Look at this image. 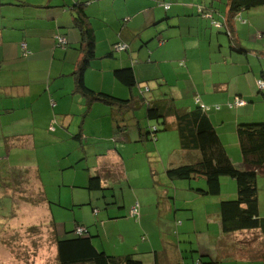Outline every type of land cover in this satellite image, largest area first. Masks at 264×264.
Masks as SVG:
<instances>
[{
  "label": "crops",
  "instance_id": "1",
  "mask_svg": "<svg viewBox=\"0 0 264 264\" xmlns=\"http://www.w3.org/2000/svg\"><path fill=\"white\" fill-rule=\"evenodd\" d=\"M6 1L7 0H0V3L2 4ZM20 1L23 2L22 5H20L19 2H15L14 5H0V149L4 154H6V152L9 154L18 151L29 152V150L43 148L45 145L53 146L62 140H69L73 134L70 131L71 127L74 126L75 123L77 124L78 118H82V122L79 123L80 127H77L80 130L77 133L80 137L77 138L76 134L73 135V137L78 139L81 143L83 134L86 133V131H84L86 123L94 127L93 132H99L98 127L99 121L101 120L99 117L104 116L106 118L107 116H110L111 134L109 133L110 131H106L105 134H102L104 129L101 127V138L97 137V133H92L93 137H91V139L86 137L87 141H93V144L90 145L93 152L97 150V152H95L96 163L90 170L99 172L98 176L103 190H107L109 186L114 185V183H110V181L113 180V175L111 174L112 171H110L112 169L114 170L113 173L117 174L119 179L122 178L123 180L128 181V172L125 163L127 160L123 151H127V148H125L127 146L133 147V143H143L142 146L144 147V151H141V153L147 158H149L148 156L153 152L157 154V161L161 162L163 175L165 177L164 179L167 181L165 183L166 185L170 184L169 179L165 174V171L168 168L193 163L199 158L198 152L178 150L176 147L172 149L165 136L156 135L153 137V134L151 135V133H148V130L151 131L153 129H151L152 125H148L149 123L146 122V120H148L146 115L142 120L137 119L133 109L131 110L129 106L119 104L109 106L97 100L89 102L86 97L75 90L74 83L71 85V81L73 80L71 73L69 75L65 74L70 70L74 71L77 62L82 57V54L78 50L80 46L79 31L73 26V16L75 11L71 10V6L77 2H85L84 11L86 15H88L87 23L88 26L92 28L96 39V34L99 29L110 26L115 30L116 25H120L118 22L112 21L114 18L122 19L124 21V27H121L120 29L123 30L126 29L127 25L137 16L142 15L145 17L142 29H148V27L155 23L154 21L158 16V13H162V8L157 4L159 1ZM24 2H27L29 5H34V7H31ZM191 2L192 1L190 0H172L171 9L169 10L171 13H177L178 16L183 15V18L186 20V22H182L180 27L174 31L177 33V37L182 39L181 47H178L179 53L176 58L179 62H182L183 65L181 66L180 63L179 66L173 65L172 67L171 65V69L175 71L176 78H181V76H183L186 80L190 81V86H194L195 89L193 90V94H195V96L199 94L200 97L198 96L197 98H199L204 105H227L234 97L244 99L245 101L247 99L252 101L249 103L253 104V100H255L254 89H257L256 93L264 91V89H259L256 83L259 79L264 81L263 67H261L260 72L255 78H250L249 74H245V70H248L255 75V71H253L249 60H246V67H244L243 61L240 60L242 58L232 55L229 52L231 51L230 48L227 50V46H224L221 37L219 38L215 36L213 28L210 27V24L206 19L192 17V14H195V9L191 8ZM61 6H63V8ZM61 9L64 11L61 12ZM111 11L112 14H110ZM216 13L218 12L216 11ZM227 14V10L223 9L222 21L227 19ZM253 14L252 11L245 12L243 15L241 14V18L253 25ZM106 15H109L110 17H106ZM231 25L238 32H243L242 30H239L243 25L241 21L235 22L232 20ZM199 32L203 33V35L209 39L208 44H203V46L208 49H205L202 55L195 56L198 57L199 60L192 62L191 58L193 55L189 53V50L197 48L195 47V44L191 42V37ZM55 35L64 36L66 38L68 45L65 49L58 44L56 38H54ZM124 35L125 34L123 33H118V36L121 38L119 43L121 44H125L126 42V37ZM147 35H144V33L142 34V31H139L137 36H133V40L135 39L137 43L139 41L141 42ZM213 36L216 40L215 43H212L211 37ZM183 38L189 39V47L184 42ZM127 40L129 41V39ZM118 41L116 38L112 37L108 40V44L111 45ZM21 44H25V50L27 52L25 56L22 54V52L25 51L21 47ZM71 46L76 48H71ZM235 46L237 47L239 45ZM75 50L79 55L75 53ZM250 52L256 51L250 50ZM67 58L75 59L74 63L65 66V60ZM201 59L203 60L201 61ZM146 62H149V59H147ZM120 66H129V64H121ZM226 67L229 70H227ZM141 68L142 67L139 66L138 68H135V70L140 72ZM108 72H106V76H104V74L101 76L100 84H92L87 77H85L86 85H89L94 91L110 94L118 98L132 97L133 105L139 107L162 99H172L176 106L182 108L191 109L195 106L192 103H188L186 104V107H184L185 105L179 103L182 100L178 93L174 92L173 89L175 86H170L169 90H166V88L158 89L157 93L153 94L149 97L148 101H146L143 96H136L135 92L132 90L128 89V92L121 88L124 86L119 84L114 79L113 75ZM197 76L200 77L201 82L196 81L195 78ZM242 76L245 81L241 79ZM135 80L137 85L141 83V81H137L136 77ZM203 82L204 89L201 90L197 84H202ZM244 82L246 83V86L244 85ZM178 86L179 85L176 87ZM138 88L141 90V86H138ZM70 90H72L74 98L71 100V105L67 106L66 100L70 98L68 94ZM166 94H168V96L163 97ZM262 97L264 101V96ZM258 103H263L259 109H257V106L249 107L247 101L243 107L235 109V114H229L227 110H223L221 112H216L217 114L215 117L210 114L212 112L209 113V117L214 123L213 125L216 128L229 159L237 168H241V155L238 150L237 138L230 136L229 141H225L222 136L225 134L224 127L226 126L227 121L231 120L232 115H234L232 121L236 125L241 122H252L254 120L264 121L263 118H255L256 114L260 112V109L261 111L264 110V102ZM75 104H77L78 107H75ZM118 114L129 116L130 131L126 129L125 121L122 120ZM116 118H120V122H122V125L124 126L123 130H117L119 125H116V123H119L115 120ZM140 121H142L141 123H143V125H141ZM168 122L173 125V118H170ZM22 124H25L22 128L26 131H14L15 128L20 125L22 126ZM75 128L76 126L74 127V130ZM114 129L116 130L117 135L122 136L128 134L129 136L127 139H123L124 142L121 143V146L113 141V139H118V141L122 140V138L115 135L113 132ZM172 130L175 129L172 128ZM18 135L21 137L20 140H26L23 146H20V144H17L15 141H8V138H14ZM150 139L154 140V142L150 143ZM38 143L39 145H37ZM111 144L114 145L112 146ZM87 154V151L84 150V156H87ZM0 161H7V155L1 158ZM3 169H0V180H7L6 178H8V182L10 183L20 180V182H22L19 184L20 187V185L29 186V180L32 177H35L39 184V175L36 168H31L29 170L26 169L23 176L21 175L22 170L16 169L14 179H12L13 176H9L14 169L6 167L4 172ZM107 170L108 173H106ZM16 174L20 177H16ZM259 176L258 178H260L261 183L264 186V175ZM24 179L26 180V183H23ZM8 182H6V184ZM220 182V197L216 196L219 197L216 198L217 200H211V198L203 199V201L200 202L201 207L197 210L200 213L198 219L199 226L201 219L206 220L207 228L209 229L206 230L205 227V231L208 233H210L211 230L210 216H213L214 218L215 229L212 234L207 236L208 242L213 246L211 248L214 250L213 252L209 249L207 250L206 247H202L199 242V238H202L201 235L203 230H201V227L200 229L199 227L196 228V221L192 215L193 208H191L193 206H189V208L186 201L179 200L174 191L171 201L172 203L169 204V202H163L161 206L162 210H160L162 211L164 222H162L161 225L158 223V226L164 228L166 225V231L168 232L166 235L161 231H158L159 236L155 233L151 235L145 229L140 230L135 227L132 229L133 234H130V236H132L130 239L131 241L127 242V239H125L124 236L119 235V241L122 247L120 246L119 248H116V246L113 245V248L115 249L108 254L124 256L126 254L134 253L142 264V254L144 255L145 253L152 254V264H194L196 261L200 262V260H202L200 262L201 264H264V239L260 233L257 231H248L226 235L221 232L218 215L219 200L233 199L236 196V188L234 187L232 180L229 178L223 177ZM191 186V183H188L189 190H191ZM201 186L203 185L199 184V187ZM4 190L15 191L13 188H5ZM39 193H41V191ZM182 202L185 204L183 205ZM210 204L214 205V207L216 206V212L214 211L212 215L208 211V206ZM148 206H145L144 208L149 210L150 215L156 216V213L151 211L152 206ZM258 206L259 216L264 217V214H260L259 202ZM188 209L191 213L189 215L190 219L185 218V220H192V222L187 224V226H185L183 222H180V225L181 228L185 230V233L183 234H188V240H191L189 242V244H191V250H197L192 251L195 255H190V261L189 258L184 255V251H180L179 246L175 245L178 243H175V235L169 234L168 231L169 228L173 227V224L176 226V221H179V217L184 218V216H181L178 212H185V210ZM94 212L97 213V211ZM140 213L142 219L144 213L142 215L141 206ZM170 214L172 215V219ZM101 220L104 223L103 217H101ZM171 222H173V224ZM139 224H142V221H140ZM196 233H199V235L197 236L195 244V242L192 241L191 236L194 237L193 234ZM54 235H57L55 231ZM222 240H224V242L219 244ZM155 244L157 245L155 246ZM53 246L55 252L51 264H56L55 244ZM247 250L250 251L247 252ZM224 251H226L225 255H223ZM49 255H52L51 252L48 253L46 250L31 252L27 256V264H49L46 262ZM14 262H16L15 259Z\"/></svg>",
  "mask_w": 264,
  "mask_h": 264
},
{
  "label": "rangeland",
  "instance_id": "2",
  "mask_svg": "<svg viewBox=\"0 0 264 264\" xmlns=\"http://www.w3.org/2000/svg\"><path fill=\"white\" fill-rule=\"evenodd\" d=\"M170 2L171 1L169 0V3ZM252 12L254 13V26L251 25L250 22H247V24L242 25L239 29L243 32L240 33L235 29L232 32L233 34L231 38H229L228 34L225 32H219L217 36L221 37L224 46H227V50H229V46L234 44L233 40H238L236 43L244 47L245 51L241 50L243 51L241 52L236 49H231L229 52L236 57H241L242 59L240 60L243 61L244 67H246V60H249L253 71H255V75L248 70H245V74H249L250 78H255L260 72L261 67L264 69V35H261L264 31V8H257L252 10ZM244 13L245 12H242V15ZM110 14H112V11ZM106 17L110 16L106 15ZM144 19V16L139 15L127 25L126 29L120 30L121 27H124V21L122 19L114 18L112 21H116L120 24L116 25L115 30L110 26H106L97 31L95 39V60L85 72V77H87L89 82L92 84L99 83L101 76L103 74L106 76V72L109 71L108 73L112 75L113 70L121 67V64H129V66H133L137 81H141L140 84L136 85L131 90L135 92L136 96H143L146 101H148L149 97L153 94H156L158 89L166 88V90H169L170 86H175L173 90L181 97L182 101L179 103L185 105L184 107H186V104L188 103H192L195 106H197V103H200L202 107H211L210 109L212 110V113L210 114L215 117L217 114L216 112H221L223 110H227L229 114H235V110L227 109L225 104H219L218 106H207L202 104V101L197 98L199 94L197 96L193 94V90L195 89L194 86H190V81L186 80L183 76H181V78H176L175 71L171 69V65L172 67L173 65L179 66L180 63L176 56L179 53L178 47H181L182 39L177 37V33L174 32L177 29H162L156 38L147 43H143L142 41L137 43L135 39L133 40V36H137L139 31H142V34L144 33V35L153 31L152 29H142ZM118 33L125 34L126 42L123 44L126 46L127 50H111V48L117 46V44L115 45V43H112L109 45L108 40L114 37L120 42L121 38L118 36ZM127 39H129V41ZM211 39L212 43L216 42L214 36L211 37ZM183 40L189 47V39L183 38ZM191 42H193L197 48L189 50V53L193 55L191 60L194 62L199 60V58L195 56L202 55L203 51L208 49L207 47H204L203 44H208L209 39L205 37L203 33L199 32L191 37ZM71 48L76 47L71 46ZM246 50H255L256 52ZM75 53L79 55L76 50ZM110 53L111 56L108 55ZM147 59H150L149 62H146ZM202 60L203 59H201V61ZM74 61L75 59L67 58L65 60V66L74 63ZM139 66L142 67L140 72L135 70V68H138ZM227 70L229 69L227 68ZM72 72L73 71L70 70L65 74L69 75ZM195 79L197 82H201L199 76ZM241 79H243V76ZM204 82L202 84H197L199 89H204ZM72 83H74L73 80L71 81V85ZM177 85L179 86L176 87ZM244 85L246 86L245 82ZM87 86L89 87V85ZM138 86H141V90ZM121 88L129 92L128 88ZM72 90L68 92L70 98L66 100L67 106L71 105V100L74 98ZM254 92L255 100H253V104L255 105L249 103L252 101L247 99L246 102L248 101L249 107L257 106V109H259L263 103L258 102H264L262 97L264 96V91L256 93L257 89H254ZM166 96H168V94L163 97ZM74 106L78 107L77 104ZM215 107H219L221 110L218 111ZM146 110V104L141 105L140 107L136 106L133 109L135 117L141 120L144 118ZM118 116L125 121L126 129L129 130V116H124L122 114H118ZM233 116L234 115H232L231 120L227 121L226 126L224 127L225 134L222 135L223 139L227 142L229 141L230 136L236 138V124L232 121ZM255 118L264 119V110L261 111L260 109V112L256 114ZM99 119H101L98 127L99 132H93L94 127L88 123L85 124L84 131H86V133L83 134L82 132L83 139L81 143L78 139L73 137V135L80 131L77 127H80L79 123L82 122V118H78L77 124L75 123V125L71 127L70 131L73 134L69 140H62L53 146L45 145L43 148L29 150V152L18 151L9 154L6 152V154H4L0 149V159L7 155V161H0V169H5L6 167L14 169L9 176L15 175L16 169L22 170L21 175L23 176L24 171L31 168H36L39 175V184L36 178L32 177L29 180V186L20 185L18 188L20 192H12L11 190L4 191V188L0 187V264H27V256L29 253L37 250H46L48 253L51 252L52 255H49V258L46 259V262L51 264L52 259H54L55 251L53 245L55 237H68L71 235L70 232L73 231L76 226L87 228L90 235L94 237L92 239L94 246L99 249V251H102L100 249L103 248L107 253H111V251L115 249L113 248V245L116 246V248H119L120 246L122 247L119 241V235L124 236L125 239H127V242L131 241L130 239L132 236H130V234H133L132 229L135 227L140 230L145 229L151 235L155 233L159 236L158 231H161L166 235L168 233L166 231V225L164 228L158 226V223L161 225V223L164 222V219L162 218L163 214L160 210H162L161 206L163 202H169V204L172 203L171 201L174 191L179 200H185L188 207L193 206L191 208H193L192 215L196 221V228L199 227L200 229L201 227V230H203L201 235L202 238H199L202 247H206L207 250L209 249L211 252L214 251L211 249L213 247L212 244L207 240V236L212 234L215 229L214 218L213 216H210L211 230L210 233H208L205 231V227L206 230L209 229L207 228L206 220L201 219L199 226L198 219L200 213L197 210L201 207L200 202H202L203 199L211 198V200H217L216 198H219L220 196H198L194 194L193 190L188 189V183H191L193 189L199 187V184L205 185L203 179L192 181L169 180L170 184L166 185L165 183L167 181L164 179L165 177L163 175L161 162L157 161V154L153 152L148 156L149 158H147L141 153V151H144V147L142 146L143 143L141 142L133 143V147H125L127 148V151H123L127 160L125 163L128 172V181H125L122 178L119 179L117 174L113 173L114 170L112 169L110 171H112L111 174L113 175V180H111L110 183H114V185L109 186L107 190L101 189L93 191L87 189L89 177L99 175V172L90 170L96 163L95 152H97V150L93 152L90 148L93 141H87L86 137L91 139V137H93L92 133H97V137L101 138L102 134H105L106 131H110L111 129L110 116H107L106 118L100 116ZM141 122L142 121H140V123ZM146 122L149 123L148 125H152V128L149 126L151 129H153V127L158 128V130L161 129L160 124L156 121L146 120ZM252 122L264 123L263 120H254ZM141 125H143V123H141ZM20 126H16L18 129L15 128L14 131H26L22 128L25 124H22L21 127ZM75 126L76 128L74 130ZM101 127L104 129L102 134L100 133ZM113 132L117 135L115 129ZM109 133L111 134V131ZM156 135L165 136L172 149L176 147L180 150L176 130H162L157 132ZM117 136L122 138V140L118 141V139H113V141L119 146L124 142L123 139L129 137L128 134ZM153 142L154 140L150 141V143ZM111 145L113 146L114 144ZM84 150L87 151V156H84ZM4 169L3 172L5 171ZM106 173H108V170ZM232 182L236 188L235 181L232 180ZM258 189L260 214L263 215L264 186L262 185L260 178H258ZM40 191L41 193H39ZM222 200L224 199H220L219 202ZM182 203L183 205L185 204L184 202ZM136 204L138 205V216L135 218L131 215L130 210L132 206ZM148 205L152 206L151 211H154L156 216L150 215L149 210L144 208ZM140 206L142 207V215L144 213L142 219L140 216ZM94 211H97V213ZM208 211L212 215L214 211L216 212V206L214 207V205L210 204L208 206ZM178 213H180L181 216H184V218L179 217V221H176V226L171 222L173 227L169 228L168 231L169 234L175 235V243L178 242L175 245L179 246L180 251H184V255H186L190 261V255H195L192 251L197 250H191V244H189L191 240H188V234H183L185 233V230L181 228L180 222H183L185 226L190 224L192 220H185V218L190 219L189 215L191 213L189 209L185 210V212L182 211ZM101 217H103L104 223L102 222ZM140 221H142V224H139ZM52 230L55 231L57 235H54ZM193 235L194 237L191 236V239L195 242L199 233ZM223 242L224 240L220 241L219 244H222ZM156 245L157 244H155V246ZM249 251L250 250H247V252ZM225 252L226 251H224L223 255H225ZM151 257V253L142 254L143 264H152ZM14 259L16 262H14Z\"/></svg>",
  "mask_w": 264,
  "mask_h": 264
},
{
  "label": "trees",
  "instance_id": "3",
  "mask_svg": "<svg viewBox=\"0 0 264 264\" xmlns=\"http://www.w3.org/2000/svg\"><path fill=\"white\" fill-rule=\"evenodd\" d=\"M157 1H159L157 3L159 7L162 8V13L159 12L158 16L155 18V23L148 27V29H152L153 31L146 36V39L143 38V43H147L156 38L162 29L176 30L180 27L182 22H186L183 15L178 16L177 13L169 12L172 0H170V3L169 0ZM190 1H192L191 8L195 9V14H192V17L206 19L210 27L213 28L215 36H217L219 32H225L228 34L229 38L232 37V32L235 30L231 25L232 20L235 22L241 21V23L245 25L247 21L241 18L242 12L264 8V0ZM15 2H19L20 5L23 4L20 0H7L2 4L14 5ZM24 3L29 5L27 2ZM2 4L0 3V5ZM29 6L34 7V5ZM61 7L63 8V6ZM84 7L85 2H77L71 6V10L75 11L73 26L78 29L80 36V46L78 50L82 54L81 59L77 62L74 71L71 73L75 90L86 97L89 102L97 100L109 106L119 104L127 105L131 109H134L136 105H133L132 97L118 98L103 92H96L85 83V72L95 60L96 40L92 28L88 26V15H86ZM223 9H226L228 13L225 21L221 19L223 17ZM63 11L64 10L61 9V12ZM216 11L218 13H216ZM261 35H264V31ZM58 36L65 39L66 47L68 45L66 38L60 35H55L54 38L57 40ZM237 41L238 40H233L234 44L229 46V48L238 51L244 50V47L236 43ZM116 44L121 43L116 42L115 45ZM233 45L239 46L236 47ZM65 47L62 48L65 49ZM23 50L25 52H22V54L25 56L27 52L25 49ZM111 50L115 51L114 47H112ZM108 55L111 56V53ZM180 64L181 66L183 65L182 62H180ZM112 75L119 84L129 90L137 85L134 71L131 66L115 68ZM259 80L264 82L262 79ZM235 98L236 97L229 103H232ZM244 102L246 104L245 100ZM146 105V118L149 121H156L161 126L160 130L154 127V130H152V132L148 130V133H151V135L153 134L154 137L157 132L174 128L178 135L179 149L199 153V158L193 163L168 168L165 171L166 177L169 180L187 181L203 179L205 185L203 184L201 187H196V189L191 188V190L198 196L212 197L219 196L220 194L221 178L228 177L232 179L235 181L236 185L235 198L222 200L218 205L221 232L229 235L238 232L257 231L264 239V217L259 216L257 187L258 176L264 175V123L241 122L236 125L235 134L241 155V168H237L229 159L216 128L213 125L214 123L209 117V113L212 112L210 109L211 107L205 108L202 107L200 103H197V106L192 109L182 108L176 106L172 99H162L147 103ZM227 109L235 110L237 108L227 107ZM217 110L220 111L221 109L218 107ZM170 118L174 120L173 125L168 122ZM115 120L119 123H116V125H119L117 130H123L124 126L122 122H120V118H116ZM76 137L78 138L80 135L76 134ZM20 139L21 137L18 135L14 138H8V141H15L17 144H20V146H23L26 140ZM37 145H39V143ZM17 176L20 177L16 174V177ZM6 179L5 181L4 179L1 180L0 187L2 186L4 189L13 188L15 191L17 190L20 192L18 190L19 184L22 183L20 180L10 183L8 182L9 179ZM12 179H14V175ZM6 182L8 183L6 184ZM23 183H26L25 179ZM87 189L93 191L102 189L98 175L89 177ZM77 228H82L85 232L78 234L76 231ZM70 234L71 235L65 238L55 237L56 264H142L134 253L124 256H114L106 253L103 249L99 251V249L94 246L92 242L94 237L90 235L87 228L76 226ZM201 261L202 260H200V262Z\"/></svg>",
  "mask_w": 264,
  "mask_h": 264
},
{
  "label": "built area",
  "instance_id": "4",
  "mask_svg": "<svg viewBox=\"0 0 264 264\" xmlns=\"http://www.w3.org/2000/svg\"><path fill=\"white\" fill-rule=\"evenodd\" d=\"M57 42H58V44H59L60 46L65 47L66 41H65V39H64L63 37H59V36H58V37H57ZM21 47H22L23 49H25V44H21ZM114 50H115V51L126 50V46H125L124 44H117V46L114 47ZM180 65H181V64H180ZM256 83H257V86H258L259 89H264V82L258 80ZM197 100H198V99H197ZM244 105H245L244 100H242V99L236 97V98L232 101V103H228V104H227V107H228V108H231V107H236V108H238V107H242V106H244ZM205 108H207V107H205ZM216 109H218V107H216ZM137 212H138V205L136 204V205L132 206V208H131V210H130V213H131V215H132L133 217H137V216H138V215H137ZM76 231H77L78 234H82V233L85 232V230L82 229V228H77ZM194 264H201V263H200L199 261H196Z\"/></svg>",
  "mask_w": 264,
  "mask_h": 264
},
{
  "label": "clouds",
  "instance_id": "5",
  "mask_svg": "<svg viewBox=\"0 0 264 264\" xmlns=\"http://www.w3.org/2000/svg\"><path fill=\"white\" fill-rule=\"evenodd\" d=\"M153 130H154V128H153Z\"/></svg>",
  "mask_w": 264,
  "mask_h": 264
}]
</instances>
